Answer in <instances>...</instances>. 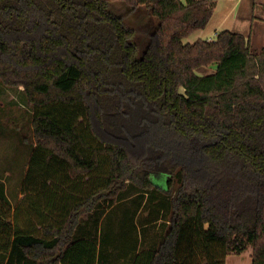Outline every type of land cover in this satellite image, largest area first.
<instances>
[{
  "label": "trees",
  "instance_id": "16d2710c",
  "mask_svg": "<svg viewBox=\"0 0 264 264\" xmlns=\"http://www.w3.org/2000/svg\"><path fill=\"white\" fill-rule=\"evenodd\" d=\"M123 1L142 27L112 0H0V79L23 86L36 140L34 209L0 186V264H104L80 226L130 183L169 213L130 264H226L249 243L264 264V50L231 29L186 40L216 0Z\"/></svg>",
  "mask_w": 264,
  "mask_h": 264
},
{
  "label": "rangeland",
  "instance_id": "374dc122",
  "mask_svg": "<svg viewBox=\"0 0 264 264\" xmlns=\"http://www.w3.org/2000/svg\"><path fill=\"white\" fill-rule=\"evenodd\" d=\"M251 4L254 5L255 19L264 20V0H226L215 7L207 26L188 38L193 41L198 38L214 40L217 31L234 28L233 20L239 11L251 13ZM112 8L117 14H127V23L135 27H142L148 21L147 14H140L142 17L137 15L123 0H112ZM242 23L237 29L240 26L243 29ZM248 34L253 36L252 43L250 42L251 52L260 54L264 50V31L254 25L246 30L245 35ZM142 36V33H136L135 42H140ZM215 69L216 65H213L201 67L198 71L205 75ZM33 113L34 106L29 102L23 86L7 85L0 79V186L13 210L18 205L27 208V201L33 202L36 198L27 197L23 188L36 147ZM85 126L83 123L78 124L80 131H84ZM88 139L91 141L90 136ZM151 177L156 184L167 185V174L152 172ZM165 198L167 197L162 193L143 192L130 183L116 196L103 198L92 215H85L80 234L88 235L102 244L101 260L104 264H130L134 251L154 245L160 239L163 224L169 215L168 210L161 206V200ZM252 255L253 245L249 243L243 251L231 250L226 264H252Z\"/></svg>",
  "mask_w": 264,
  "mask_h": 264
},
{
  "label": "crops",
  "instance_id": "0c3cea01",
  "mask_svg": "<svg viewBox=\"0 0 264 264\" xmlns=\"http://www.w3.org/2000/svg\"><path fill=\"white\" fill-rule=\"evenodd\" d=\"M222 1H226V0H216V6L220 3V2H222ZM239 2V1H238ZM238 2L235 4V8L237 7V5H238ZM251 6H252V12L251 13H247L246 12V10L245 11H239L238 12V14H236V18L233 20V25H234V28H230L231 30H233V31H237V32H241V33H246V30H249V29H251V27L252 26H254V25H257L258 27H260V29H262L263 31H264V20H260L259 18H256L255 19V14H253V8H254V5L253 4H251ZM230 13V12H229ZM240 16V17H239ZM259 17V16H258ZM245 19V20H244ZM241 22H243L242 24H243V29H241L242 27L240 26V27H238V28H240V29H237V26L241 23ZM220 32V31H219ZM218 31H217V34L219 33ZM249 39H250V42L252 43V39H253V36L251 35V34H248V35H246ZM216 37H217V35H216ZM187 39H189V41L190 42H194L193 40H192V38H187ZM216 39V38H215ZM194 40H196V39H194ZM27 176V175H26ZM5 194V196H6V193H4ZM34 195H36L35 193H33ZM7 197V196H6ZM7 199H8V197H7ZM37 203V202H36ZM39 204V203H38ZM28 207L31 209L32 208V203L31 202H29L28 201ZM35 213L33 212V215H34Z\"/></svg>",
  "mask_w": 264,
  "mask_h": 264
}]
</instances>
